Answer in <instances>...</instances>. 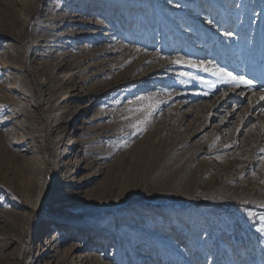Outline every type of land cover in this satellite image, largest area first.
<instances>
[{
  "label": "rangeland",
  "instance_id": "374dc122",
  "mask_svg": "<svg viewBox=\"0 0 264 264\" xmlns=\"http://www.w3.org/2000/svg\"><path fill=\"white\" fill-rule=\"evenodd\" d=\"M262 97L264 0H0V264L56 230L53 264H264ZM59 136L93 169L56 203Z\"/></svg>",
  "mask_w": 264,
  "mask_h": 264
},
{
  "label": "bare ground",
  "instance_id": "6f19581e",
  "mask_svg": "<svg viewBox=\"0 0 264 264\" xmlns=\"http://www.w3.org/2000/svg\"><path fill=\"white\" fill-rule=\"evenodd\" d=\"M84 16V15H83ZM66 18L72 20L74 19L75 22L80 23V24H86L88 23L87 18H82V16H76V17H70L67 16ZM74 30V29H73ZM98 32L100 30L96 29ZM96 34V33H93ZM76 47V46H75ZM89 47L88 45H84L83 48ZM90 50V49H89ZM77 51H82L81 48H78ZM85 82H83L84 84ZM74 99L77 100V106L79 107L78 110L81 108L82 104L90 102L93 100V95L88 92L84 87L79 86L75 84L74 86ZM79 101V102H78ZM82 103V104H81ZM75 107V105H74ZM77 110V109H76ZM66 121V120H65ZM86 120H84V123ZM82 127H77L78 130H80ZM76 129V130H77ZM78 139V138H77ZM72 140L70 139H65L64 137L59 136L56 140H54L53 148L55 149H61L62 152L61 154L56 158L55 162L59 163L61 167L66 166L65 173L63 177L60 179L59 187L56 188V193L53 196V200L56 203H60L64 201V192H73V191H80L83 184L92 178V173H88L87 175L82 176L83 171L87 172H92L93 167L88 163L87 161L83 160L82 158H79V152L80 150L78 149V146H76L78 143L84 142V140H79L78 143L72 144ZM75 145V146H73ZM73 155V159L71 161L68 160L69 156ZM106 156L105 157H100L97 159L98 162L94 165L97 170L102 168L101 161L106 162ZM67 160V161H66ZM26 169V173L29 175H24V178L26 180V184L23 187V196L28 200L29 205H34L36 206L38 203V200H43L44 198L47 197V181H46V176H45V164L42 159L37 161L36 163H31L24 166ZM24 172V171H23ZM32 172H40L41 173V178L40 180H35L30 173ZM102 173V172H101ZM71 188H73V191H71ZM15 218V217H14ZM11 215L7 218V229L6 232H8V235L11 234V232H14L15 234L12 235L11 239L8 240L9 244H14L18 242L20 245V251H19V258H30L33 249L30 245L31 238H24L22 239V236L20 235L18 237V232H21V234L24 231H21L20 227L18 228V224L16 220L14 219ZM57 232L54 233V235H51L50 238H47V242L45 243V246L41 249V246L38 245V250L36 251L35 255H33V259L29 260V264H39L40 261L45 260L44 262L46 264H53L57 261V254L59 253V246H60V231L56 230ZM123 230H120V234L118 235L119 237L123 236L121 234ZM3 235V234H2ZM17 237V238H15ZM80 247L78 246H73L72 249L76 250ZM88 257H98V254L95 252L88 253Z\"/></svg>",
  "mask_w": 264,
  "mask_h": 264
},
{
  "label": "snow or ice",
  "instance_id": "6c2138e0",
  "mask_svg": "<svg viewBox=\"0 0 264 264\" xmlns=\"http://www.w3.org/2000/svg\"><path fill=\"white\" fill-rule=\"evenodd\" d=\"M176 62L179 63L180 61H176ZM221 73H223V70H221ZM223 74L226 75L229 79H231L235 83L251 84V81L246 80L243 77H235V76H232L231 73H223Z\"/></svg>",
  "mask_w": 264,
  "mask_h": 264
}]
</instances>
